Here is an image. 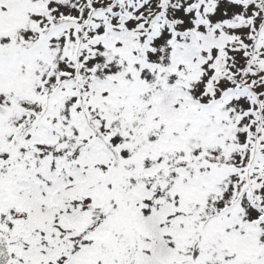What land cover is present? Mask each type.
Instances as JSON below:
<instances>
[{
    "label": "snow or ice",
    "instance_id": "snow-or-ice-1",
    "mask_svg": "<svg viewBox=\"0 0 264 264\" xmlns=\"http://www.w3.org/2000/svg\"><path fill=\"white\" fill-rule=\"evenodd\" d=\"M0 264H264V0H0Z\"/></svg>",
    "mask_w": 264,
    "mask_h": 264
}]
</instances>
